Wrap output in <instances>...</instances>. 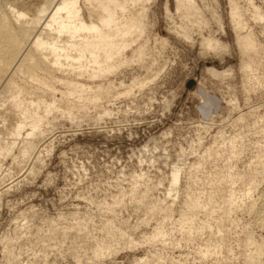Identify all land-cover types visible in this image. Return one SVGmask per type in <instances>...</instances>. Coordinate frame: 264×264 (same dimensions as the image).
<instances>
[{"label": "rangeland", "instance_id": "obj_1", "mask_svg": "<svg viewBox=\"0 0 264 264\" xmlns=\"http://www.w3.org/2000/svg\"><path fill=\"white\" fill-rule=\"evenodd\" d=\"M193 4L138 3L146 54L133 57L135 43L108 77L0 75V264L264 263V0H233L247 55L230 0ZM37 116L39 158L24 153ZM230 191L228 217L209 216L208 194ZM158 229L167 244L152 241Z\"/></svg>", "mask_w": 264, "mask_h": 264}, {"label": "bare ground", "instance_id": "obj_2", "mask_svg": "<svg viewBox=\"0 0 264 264\" xmlns=\"http://www.w3.org/2000/svg\"><path fill=\"white\" fill-rule=\"evenodd\" d=\"M143 1L44 0L42 4H39L35 13L18 5L7 8L6 6L9 5L7 4L5 6L7 10L0 7V75L4 74L5 77L7 72L15 70L17 73L24 72L25 78L32 81L47 80L48 76L55 79L58 75L60 76L57 80H97L108 77L109 74L118 70L119 62H122L123 59H125L124 63L129 65L135 60L133 57L136 55L142 58L146 54L144 47L138 43L139 38L145 32L146 11L144 8L139 13L135 10L137 4L143 3ZM176 1L178 9L185 13L196 12L193 0ZM230 2L237 31V41L241 53L247 55V51L250 48L253 49V42L247 35H242L240 30L243 26L241 20H238L237 8L233 4V0ZM135 43L138 44L135 49L133 48L134 56L131 57L133 59L122 58L124 52L132 48ZM205 44L214 46L211 40H206ZM242 69L247 72L250 70V66L243 63ZM39 73L46 76L40 77ZM76 86L83 88V91L91 90L85 85L76 84ZM62 96L65 98L64 94ZM69 101L67 100V102ZM67 104L66 107L71 110L75 106L73 102ZM46 106L52 108L50 104ZM40 121L41 118L37 116L31 132L26 136L28 139L25 140L24 147L25 154L37 153L36 158L40 157L42 150L40 146H33V140L30 138L39 129L36 123ZM22 129L21 122L15 129L16 133L20 135ZM178 179L179 170H176L173 180L178 181ZM255 186L256 184L252 183L245 196L249 195ZM233 199L234 192L230 191L218 204L214 203L213 194H208L207 203L204 204L207 207L200 201H187L186 204L187 209L193 214L203 206L209 216L213 212H220L219 214L226 218L233 209L230 207ZM109 209L114 210L112 207ZM191 231L188 232L189 234L186 233L188 237L191 236ZM166 236L162 230L158 229L152 241L167 244L169 237L166 238ZM249 259L246 264H264L260 260L256 261L253 256Z\"/></svg>", "mask_w": 264, "mask_h": 264}]
</instances>
